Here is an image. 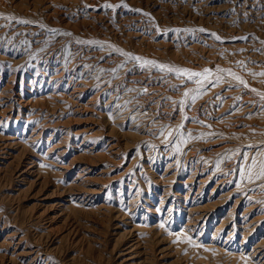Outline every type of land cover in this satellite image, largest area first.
<instances>
[{
    "label": "rangeland",
    "instance_id": "1",
    "mask_svg": "<svg viewBox=\"0 0 264 264\" xmlns=\"http://www.w3.org/2000/svg\"><path fill=\"white\" fill-rule=\"evenodd\" d=\"M261 73L264 0H0V264H264Z\"/></svg>",
    "mask_w": 264,
    "mask_h": 264
},
{
    "label": "snow or ice",
    "instance_id": "2",
    "mask_svg": "<svg viewBox=\"0 0 264 264\" xmlns=\"http://www.w3.org/2000/svg\"><path fill=\"white\" fill-rule=\"evenodd\" d=\"M104 7L106 8H113V7H116L115 5H111V4H106L104 5ZM139 11V10H137ZM6 19H12L11 17H5ZM21 23H28V21H21ZM200 31H205L204 29H200ZM216 39L217 40H220L221 38L219 36H216ZM240 39H247L246 37H241ZM124 55H130L128 53H123ZM133 59H136V60H140L141 58L139 57H132ZM144 64L145 65H155L157 67H159L162 71L165 70L166 66L164 65H156V62L155 61H151V60H148V61H144ZM167 71L169 72H174L176 73L177 75H185L187 76V78L189 80H192L193 77H201V76H204L206 75L207 73L211 72L210 69H205L203 73H197V72H191L190 70L188 69H175V68H167ZM261 75H264V73H261ZM236 79H240L239 77H236ZM197 83H200L201 81L197 80L195 81ZM241 83H244V81H241ZM193 99H195V97H193ZM259 178H264V166L261 167L259 173L257 174Z\"/></svg>",
    "mask_w": 264,
    "mask_h": 264
},
{
    "label": "bare ground",
    "instance_id": "3",
    "mask_svg": "<svg viewBox=\"0 0 264 264\" xmlns=\"http://www.w3.org/2000/svg\"><path fill=\"white\" fill-rule=\"evenodd\" d=\"M260 243V242H259ZM261 246V245H260ZM261 253V250L259 249V245H256L255 246V249H254V254H259Z\"/></svg>",
    "mask_w": 264,
    "mask_h": 264
}]
</instances>
